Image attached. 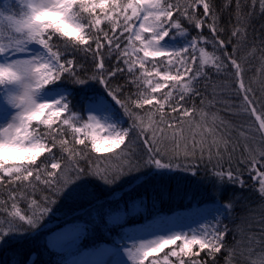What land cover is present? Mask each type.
<instances>
[{"label":"snow or ice","instance_id":"obj_1","mask_svg":"<svg viewBox=\"0 0 264 264\" xmlns=\"http://www.w3.org/2000/svg\"><path fill=\"white\" fill-rule=\"evenodd\" d=\"M234 3L228 39L221 38L225 28L213 0L0 3V243L39 231L61 195L88 178L113 185L141 167L197 175L207 161L215 188L243 189L247 172L258 180L264 200V117L256 116L259 141L252 148L246 141L255 137L241 132L245 143H233L217 133L215 118L209 124L195 105L186 106L199 95L200 81L209 79L208 69L237 85L240 104L227 107L256 113L238 53L248 41L257 0ZM258 3L264 15V0ZM79 92L85 95L78 109ZM241 199L233 193L227 203L217 200L212 218L202 217L195 226L147 225L141 236L129 238L121 264H215L222 250L228 251L225 264H233L236 251L226 248L230 229L224 220L232 221ZM260 231L259 238L249 235V245H264V220ZM247 251V257L241 252L246 264H264V250L256 259L252 247ZM202 252L210 259H202Z\"/></svg>","mask_w":264,"mask_h":264},{"label":"trees","instance_id":"obj_2","mask_svg":"<svg viewBox=\"0 0 264 264\" xmlns=\"http://www.w3.org/2000/svg\"><path fill=\"white\" fill-rule=\"evenodd\" d=\"M227 2L228 0H213L214 10L219 15V24L225 28V32L221 35L222 39H228L231 34L230 20L235 12L234 0L225 10L224 5ZM250 7V5L245 7L244 11H249ZM255 8L257 15L251 20L252 27L248 30V41L240 47L238 59L243 58L240 62L245 68L244 80L252 88L250 98L255 101L252 107H255L256 113L245 112L240 107H227V105L240 104V99L235 93L237 85H234L231 78L223 73L217 74L214 70L208 69L206 71L209 79L202 80L197 85L199 95L193 96L186 104L187 107L195 105L198 113L206 114L209 124L215 118L217 133L225 138H231L233 143H245L240 135L241 132L246 136L255 137V140L246 141L252 148H255L259 141V136L255 132L259 124L256 116L264 117V52L259 50L264 47L260 44V39L264 38V32L261 31L264 15H259L258 0ZM199 11L202 12V8ZM195 34L196 32L192 31V35ZM205 35H209L207 29ZM253 46L258 49L255 53H252ZM208 51H212L210 46ZM228 51H232V45H229ZM89 66L85 62V67ZM118 82L124 83V80L120 79ZM206 83L207 87H205ZM225 84L230 87L226 88ZM88 94H91V90ZM84 95L83 92L76 94L75 103L78 109L83 104ZM187 128L186 123V134ZM136 147L139 149V145ZM140 153L138 150L136 154L138 160L142 156ZM240 155L239 150L233 153V165ZM212 163L215 164L216 161L213 160ZM221 163L225 168L228 167L227 158ZM210 168L211 165L204 161L199 164L198 174L193 175L179 169L158 172L154 167H141L139 171L122 177L113 185H105L99 180L88 178L89 183L81 184L70 193L61 195L39 231L25 233L0 243V264H75L83 259L94 260L104 253V246H112V239L117 238V231L120 232V243L117 244L115 241L116 248L123 243V235L128 226L146 228L147 225L152 224L156 227L161 225L162 221L169 222L172 217L186 220L204 215L211 219V214L215 212L216 201L227 203L233 193L242 199L235 209L236 215L232 221L224 220V224L230 229L225 238L226 248H235L236 256L233 264H246L241 252L247 257V250L252 247L251 258L256 259L264 250V245H256L255 241L252 245L248 243L249 235L257 238L261 236L264 200H261L256 191L259 185L245 172V188L241 189L234 185L215 188L209 180ZM260 170L264 171V168ZM148 175L150 178H147ZM42 194L39 192L37 198ZM21 207L26 205L22 203ZM121 214L124 215L121 217ZM64 228L79 231L76 240L78 245L69 253L66 250L52 248L46 238ZM237 242H240L239 245ZM200 255L202 259H210L203 252ZM227 256L228 251L222 250L217 254L215 264H225Z\"/></svg>","mask_w":264,"mask_h":264},{"label":"rangeland","instance_id":"obj_3","mask_svg":"<svg viewBox=\"0 0 264 264\" xmlns=\"http://www.w3.org/2000/svg\"><path fill=\"white\" fill-rule=\"evenodd\" d=\"M3 0H0V3H2ZM69 88L74 87L73 85H68ZM141 155H143V153H140ZM158 172L161 171H173L176 170V168H172L170 170H160V169H155ZM147 178H150L149 175L147 176ZM258 183V180H257ZM259 185V184H258ZM124 214H121V217ZM202 217H206L204 215H197L194 216L192 218H187L186 220H181L179 217H172L169 222H178V223H182L185 225H191V226H195L194 222L196 221H200L203 222V220L201 219ZM160 225L156 226L159 227ZM145 228H138V227H126L125 229V233L123 235L124 241L123 243L120 245V247L116 248L115 247V241L117 244L120 243V232L117 231V238L116 239H112V246L107 245L104 246L103 251L104 253L97 259L94 260H81L78 261L75 264H121L122 261H127V257L123 254V248L125 246H127V244L131 243V240L129 239L130 237H139L142 235L143 230ZM79 235V231H74L72 229H68V228H64L61 230L56 231L53 234H50L48 236H46V238L48 239V243L52 248H56L57 250H66L67 253H69L71 250H73L77 245V237ZM116 248V249H115ZM128 264H130V262H128Z\"/></svg>","mask_w":264,"mask_h":264},{"label":"bare ground","instance_id":"obj_4","mask_svg":"<svg viewBox=\"0 0 264 264\" xmlns=\"http://www.w3.org/2000/svg\"><path fill=\"white\" fill-rule=\"evenodd\" d=\"M83 62V61H82ZM85 63V62H84Z\"/></svg>","mask_w":264,"mask_h":264}]
</instances>
